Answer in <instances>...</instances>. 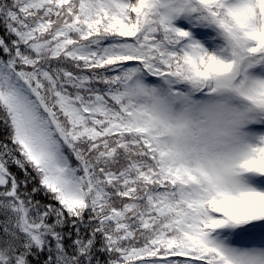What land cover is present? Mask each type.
<instances>
[{
	"label": "snow or ice",
	"instance_id": "obj_1",
	"mask_svg": "<svg viewBox=\"0 0 264 264\" xmlns=\"http://www.w3.org/2000/svg\"><path fill=\"white\" fill-rule=\"evenodd\" d=\"M0 264H264V0H0Z\"/></svg>",
	"mask_w": 264,
	"mask_h": 264
},
{
	"label": "trees",
	"instance_id": "obj_2",
	"mask_svg": "<svg viewBox=\"0 0 264 264\" xmlns=\"http://www.w3.org/2000/svg\"><path fill=\"white\" fill-rule=\"evenodd\" d=\"M0 219H2V218H0Z\"/></svg>",
	"mask_w": 264,
	"mask_h": 264
}]
</instances>
